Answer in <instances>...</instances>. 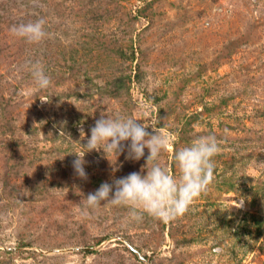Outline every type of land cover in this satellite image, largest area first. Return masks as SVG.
Returning <instances> with one entry per match:
<instances>
[{"label": "rangeland", "instance_id": "1", "mask_svg": "<svg viewBox=\"0 0 264 264\" xmlns=\"http://www.w3.org/2000/svg\"><path fill=\"white\" fill-rule=\"evenodd\" d=\"M37 19L39 44L10 31ZM118 114L172 137L159 163L177 177L175 152L217 136L214 181L184 215L82 214L146 165L147 149L86 153L96 120ZM0 264H264V0H0Z\"/></svg>", "mask_w": 264, "mask_h": 264}, {"label": "clouds", "instance_id": "2", "mask_svg": "<svg viewBox=\"0 0 264 264\" xmlns=\"http://www.w3.org/2000/svg\"><path fill=\"white\" fill-rule=\"evenodd\" d=\"M45 24L44 19H37L13 25L10 31L29 44H39L49 36ZM23 67L30 72L36 87L40 90L50 88L51 78L38 59L26 60ZM140 121L130 115H101L91 128L87 143L83 145L88 149L86 153L102 150L106 157L111 153L119 157L127 148V158L136 161L145 158V149L148 155L140 172L116 178L112 183H102L95 192L84 196L83 215L96 213L102 207H123L127 208L128 219L132 222H142L145 215L172 220L188 212L193 202L209 190L216 172L214 157L221 151L217 136H199L189 146L175 152L177 177L159 163V157L169 149L172 137L158 131L151 120ZM149 127L152 132L148 131ZM75 155L73 168L80 178L87 179L85 155ZM243 203L240 201L241 207Z\"/></svg>", "mask_w": 264, "mask_h": 264}]
</instances>
